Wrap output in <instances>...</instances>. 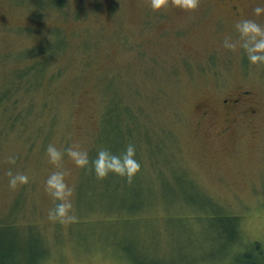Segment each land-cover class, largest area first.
<instances>
[{
	"label": "rangeland",
	"instance_id": "obj_1",
	"mask_svg": "<svg viewBox=\"0 0 264 264\" xmlns=\"http://www.w3.org/2000/svg\"><path fill=\"white\" fill-rule=\"evenodd\" d=\"M1 97L0 264L264 248V0H0Z\"/></svg>",
	"mask_w": 264,
	"mask_h": 264
},
{
	"label": "trees",
	"instance_id": "obj_2",
	"mask_svg": "<svg viewBox=\"0 0 264 264\" xmlns=\"http://www.w3.org/2000/svg\"><path fill=\"white\" fill-rule=\"evenodd\" d=\"M40 63V62H38ZM32 67L31 70L32 72H41L45 67L42 66L41 64L37 65V62L35 65H31ZM3 97V96H2ZM2 97L0 98V100L2 99ZM114 128H116V125H114ZM122 152L125 153L124 150H122ZM116 158H118L120 161H118V167H120V164L123 161V156H117ZM110 161H113L114 159L111 158L109 159ZM109 160L106 158V167L107 164L109 163ZM99 167L97 166V169ZM237 230V229H236ZM237 232V231H236ZM241 254H237L233 259H232V263L233 264H264V248L261 246L260 243L258 242H253L251 244L248 245V248L245 249L244 251L240 252ZM33 258V257H32ZM35 262V258L33 260H29V262L27 264H31ZM6 264H11L10 261ZM15 264V263H14Z\"/></svg>",
	"mask_w": 264,
	"mask_h": 264
},
{
	"label": "flooded vegetation",
	"instance_id": "obj_3",
	"mask_svg": "<svg viewBox=\"0 0 264 264\" xmlns=\"http://www.w3.org/2000/svg\"><path fill=\"white\" fill-rule=\"evenodd\" d=\"M218 1L220 4L223 5V7L233 12L234 14L238 15L240 6L243 3H246L248 0H218ZM241 94L245 95L246 92L243 93L242 91ZM241 94L235 95L234 97L232 96L230 98H224L221 101V104L223 106H229L230 109H239L240 103L244 98Z\"/></svg>",
	"mask_w": 264,
	"mask_h": 264
},
{
	"label": "bare ground",
	"instance_id": "obj_4",
	"mask_svg": "<svg viewBox=\"0 0 264 264\" xmlns=\"http://www.w3.org/2000/svg\"><path fill=\"white\" fill-rule=\"evenodd\" d=\"M24 78V77H23Z\"/></svg>",
	"mask_w": 264,
	"mask_h": 264
}]
</instances>
